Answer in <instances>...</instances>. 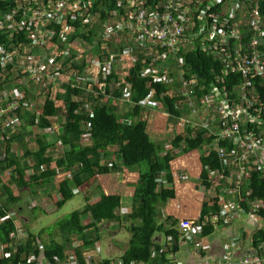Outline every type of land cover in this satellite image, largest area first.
<instances>
[{
  "label": "built area",
  "instance_id": "1",
  "mask_svg": "<svg viewBox=\"0 0 264 264\" xmlns=\"http://www.w3.org/2000/svg\"><path fill=\"white\" fill-rule=\"evenodd\" d=\"M230 1L118 0L104 21L92 14V0H14L0 9V123L5 132L23 128V118L62 94L65 85L82 90L79 112L86 116L97 104L112 103L119 89L118 102L130 107L132 85L124 79L132 62L141 66V77L169 86L179 98L178 108L189 111L190 119L176 118L178 134L192 127L212 138L204 152L216 151L222 167L209 172L211 187L204 190L210 198L218 196L221 210L206 219L180 220L177 226L180 243L193 247L196 264H264V243H252L251 220H264V201L251 199V175L256 169L264 172V9L260 0H233L231 6ZM68 16L82 22L85 34L100 24L92 43L80 36L70 39L77 28L68 24ZM55 25L62 30L58 41ZM196 53L216 62L210 84L193 72L189 56ZM153 97L141 102L143 111L164 109ZM83 128L82 142L90 144V123ZM241 215L254 231L238 230L222 257L207 258L201 242L205 227L226 226ZM263 229L261 224L257 233ZM246 237L250 250L245 252ZM91 256L86 255L87 264H106ZM171 256L167 264H184ZM40 257L46 259L44 252ZM40 257L30 255L27 264H38ZM59 264L79 261L67 252Z\"/></svg>",
  "mask_w": 264,
  "mask_h": 264
},
{
  "label": "trees",
  "instance_id": "2",
  "mask_svg": "<svg viewBox=\"0 0 264 264\" xmlns=\"http://www.w3.org/2000/svg\"><path fill=\"white\" fill-rule=\"evenodd\" d=\"M93 15L100 14V20L104 21L109 13L117 7L118 0H92ZM264 9V0H260ZM14 0L0 2V9L10 8ZM68 16V24H73L77 32L70 35L74 40L78 36L85 41L93 42L94 35L100 28V24L90 34L81 31L82 22H72ZM56 30V40H59L61 27L53 26ZM189 63L193 72L200 79L210 81L213 77V68L216 62L207 55L200 53L189 56ZM141 66L128 64L125 73L124 84L132 85V103L126 113H119L118 100L122 97V90H117L112 103H100L89 116L80 113L82 105L81 89H75L65 85L62 94L57 97H49L35 114H29L23 127L26 136L22 143L24 156L15 155L13 140L0 123V135L2 156H0V242L5 245L3 264H27L28 257L34 254L40 257L42 252L46 259L53 264H59L67 257V252L76 255L79 264H87L84 249L101 240L99 224L102 222L127 223V229L131 234L129 248L122 255L124 264L131 263H163L167 264L169 256L176 255L181 250L180 231L177 229L179 220L168 217L166 222H159L161 205H166L171 199L176 198L174 186L175 178L172 170V162L182 154H188L195 150L201 151L202 164L201 180L208 188L209 172L217 171L222 167V161L216 151L204 152L203 147L212 138L205 131H195L192 127H186L184 131L171 140V148L168 150L157 144L149 132V122L141 118L143 109L141 102L154 94V99L164 105V109L172 117L181 118L188 111L178 108L179 98L171 93V88L159 81L143 78L140 75ZM111 77L119 76L112 75ZM208 84H210L208 82ZM210 86H208V92ZM162 94H165L162 97ZM202 96V95H200ZM85 123H90L91 143L83 144L82 138L86 132ZM43 131H53L58 143L64 147V153L60 157H54L49 151L53 147L49 135L35 134L33 128ZM17 137V136H15ZM34 140L36 147L29 150L25 143L26 138ZM222 146L226 147L225 143ZM163 150H166L163 152ZM29 159V160H28ZM27 160V162L25 161ZM146 163L147 171L139 172L135 177L130 176V170ZM144 170V169H143ZM11 172L8 179L4 178L6 172ZM122 174L119 182L110 184L114 175ZM54 183L58 191L59 199L55 200L48 193V204L43 212L49 214L56 208H62L72 200L77 192L88 195L90 187L98 185L99 197L93 201L86 197V206L83 211H75L71 216L58 223L64 240L55 239L43 245L41 249L39 235L29 233L26 244L16 241L19 233V224L15 216L11 215V205L18 204L21 199V191L34 187L46 186ZM118 184V185H117ZM19 192L13 190L14 186ZM134 189L132 194L131 212L122 213L123 197L126 188ZM251 187L253 194L251 199L264 201V172L256 169L251 175ZM219 189V188H218ZM219 198L208 197L204 201L201 218L219 213L221 206ZM247 208V207H245ZM264 217V209L260 212ZM90 215L92 222L84 224L82 217ZM213 225H207L203 231V237H209L215 232ZM97 233L95 240H90L92 233ZM164 235L167 242L165 247L159 242L158 236ZM79 238L82 244L74 243ZM252 243L257 247L264 243V229L255 234ZM106 264L110 260L104 261Z\"/></svg>",
  "mask_w": 264,
  "mask_h": 264
},
{
  "label": "rangeland",
  "instance_id": "3",
  "mask_svg": "<svg viewBox=\"0 0 264 264\" xmlns=\"http://www.w3.org/2000/svg\"><path fill=\"white\" fill-rule=\"evenodd\" d=\"M233 3V0L230 1V6ZM119 113L125 114L126 109L130 108L127 103H123L122 101L119 102ZM161 112V113H160ZM160 113V114H158ZM147 118L149 122V130L152 136V139L157 142L158 145L165 147L167 150L171 148V140L176 137L177 133L175 132V128L177 125V119L176 117H170V114L165 109H159V110H145L143 111L141 118ZM187 119H190L187 117V114L183 116ZM145 118V119H146ZM24 119V123L26 121V118ZM24 131H29L27 127H23L21 129L11 128L8 132V135L10 138H14L13 140V147L15 155L18 157L24 156V150L22 148V141L26 136H18L22 135ZM35 134H41V135H49L50 141L53 144V147L50 149L49 153L54 155V157H60L64 153V147L57 144L56 141V135L53 133V131L48 130L46 131V134H43V131L34 130ZM181 132V131H180ZM17 136V137H15ZM0 135V140H1ZM56 141V143L54 142ZM212 141V140H211ZM211 141L209 143H211ZM25 143L27 144L29 150H32L36 147V144L34 143V140L27 137L25 140ZM207 143V144H209ZM1 146V142H0ZM206 146V145H205ZM202 149H198V151L201 153ZM166 151V150H165ZM205 151V149H203ZM2 150H0V156H2ZM179 160L175 162V174L179 175V172L182 168L181 161H184L187 163V167L189 168V171L192 172L196 171L197 169H201V163L199 161V157L197 156V152H191L190 154H182L179 156ZM182 158V159H181ZM29 160V159H28ZM27 162V160H25ZM185 165V164H184ZM143 168H132V170L136 171L137 174H139L141 171H147L148 165L146 163H143L141 165ZM144 169V170H143ZM11 172H6L3 176L5 179H8L10 177ZM193 174V173H191ZM183 173H180V178L183 179L182 176ZM110 184H113L115 186L117 182H119L118 176L114 175L113 178H111ZM183 181V180H181ZM192 184H199V181L196 177L191 176L188 180ZM118 185V184H117ZM14 186V185H13ZM201 184L196 186V189L199 190L200 193H202V189L200 188ZM13 190L15 192H19L20 189L17 190V187L14 186ZM134 189L132 187L126 188L124 192L125 201L124 204L126 205L123 209V213L127 214L129 212V205L127 206V203L129 201V198L132 196ZM51 193L55 200L59 199L58 191L55 187L54 183H50L46 186L41 187H34V192H31L30 190L27 191H21L22 199L18 204L11 205V215L15 216L18 220V224L20 226L19 233L17 234L16 241H20L22 244H26L25 240L29 237V233H33L35 235H39L42 231H45L39 240L41 243V246L46 245L47 243H50L51 240L55 239L58 242L63 243L64 240L63 234L61 233L58 223L68 219L71 214L75 211H83L86 206V197L89 196V198L93 201H96L99 197L98 193V185L95 184L94 186L90 187L89 192L86 195L82 192H77L75 197L68 201L62 208H56L54 211L50 212L49 214L44 213L42 210L43 208L48 204V196ZM185 194L186 196H179L180 204L183 206V213L189 214L190 216L195 215L198 210V201L196 199H193V197H190V191L189 189L183 190L181 195ZM1 195V193H0ZM208 197L210 195L208 194ZM206 198V197H205ZM53 199V198H52ZM171 205V204H166ZM166 205H161V210L165 208ZM168 214H165L167 217ZM92 217L90 215H84L82 217V222L84 224H89L92 222ZM164 217L160 215L159 222H166L164 221ZM234 220V219H233ZM235 224L241 229L247 230V232L250 234L254 231L253 226L247 221L246 215H241L236 221ZM261 224L264 228V220L261 221ZM127 223H110V222H102L99 224L100 229V235L101 240L97 243H93L86 247L84 249V252L86 254L93 255L89 259H94L96 256L99 259L103 260H120L122 255L125 253V251L129 248V242L131 240V234L129 230L127 229ZM221 230L217 229L213 234L209 236L210 238H215V236L219 235ZM235 233V232H234ZM97 236V233H92V236L89 237L90 240H95L94 238ZM236 236V234H233L229 238V242H231ZM94 237V238H93ZM92 238V239H91ZM250 237H247L249 239ZM20 239V240H17ZM246 241V240H245ZM82 244V241L79 240V238H76L74 240L75 244ZM228 242V243H229ZM2 245L0 243V257L2 255L1 252ZM38 264H49L48 260L44 257H40L38 260Z\"/></svg>",
  "mask_w": 264,
  "mask_h": 264
},
{
  "label": "crops",
  "instance_id": "4",
  "mask_svg": "<svg viewBox=\"0 0 264 264\" xmlns=\"http://www.w3.org/2000/svg\"><path fill=\"white\" fill-rule=\"evenodd\" d=\"M202 82H207V81H202ZM160 113H158V114H160ZM188 113H189V111H188ZM170 117H172V116H170ZM33 129L36 130L35 127ZM37 130H39V129H37ZM149 132H150V130H149ZM175 132L178 134L180 131L177 132V130H176ZM34 133H35V131H34ZM163 152H165V150H163ZM193 152H197V156L199 157V161H200L201 153L198 150L192 151V153ZM190 153H188V154H190ZM185 155H187V154H185ZM179 159L180 158H177L176 160H174L172 162V170H173V174H174V178H175L174 186L176 189V198L171 199L168 202V204H171V205H166L165 208L163 210H161L160 215H162V217H164V219H165L164 221H167L168 217H172V219H176L179 221L183 220V219H192V220L199 219V218H201L200 216H201V210H202L203 203H204V201H206V198H205L206 197V191L204 190V185L202 184V180L200 178L201 172H202V164L200 166L201 169H199V170L197 169L196 171L192 172L191 170L189 171V168L187 167V163L184 161H181V162H183L182 168L179 172V175H176L175 174V162ZM200 163H201V161H200ZM180 173H183V175H182L183 179L180 178ZM191 173H193V174H191ZM137 175H139V174H137V172L134 170H132L130 172L131 177H135ZM117 176H118V179H120L122 177V174H118ZM191 176L196 177L199 181V184L195 185V184L190 183L188 180ZM181 180H183V181H181ZM200 184H201L200 188L203 190L202 193L199 192L200 189L199 190L196 189V186H198ZM186 189H189L190 197H193V199H196L198 201V210H197L196 214L192 215V216H190L189 214H186V213L182 214V211H184L183 210L184 208L179 202L180 201L179 196H181V197L186 196L185 194L181 195L183 190H186ZM124 201H125V198H123L122 208H124L126 206L124 204ZM131 204H132V196L129 198V201L127 203V206L129 205V207H130L129 212H131V210H132ZM123 210L124 209H122V213H123ZM165 214H168L167 217L165 216ZM235 221H232L231 223H229L226 226L220 225L219 227H217L215 229V231L217 229H219L221 231H220L219 235L215 236V238H210V241H209V237H202L201 242H202L203 246L205 247L207 258H213V259L220 258L225 254V248L227 246V243L229 242L228 240H229L230 236H232L238 230H240V228L237 226V224H235ZM19 230H20V228H19ZM158 239H159V242L161 243V245L163 247H165L164 244L167 242L165 236L159 235ZM245 240L246 241H245L244 251L246 252V251L250 250L249 249L250 238L247 239V237H246ZM193 254H194V252H193L192 246H190L188 244H182L180 252H178L176 254V258L184 264H196V259H195Z\"/></svg>",
  "mask_w": 264,
  "mask_h": 264
},
{
  "label": "water",
  "instance_id": "5",
  "mask_svg": "<svg viewBox=\"0 0 264 264\" xmlns=\"http://www.w3.org/2000/svg\"><path fill=\"white\" fill-rule=\"evenodd\" d=\"M251 220L253 221L254 226H255L254 234H257V232L260 231L261 223L259 220L255 219L253 217L251 218Z\"/></svg>",
  "mask_w": 264,
  "mask_h": 264
}]
</instances>
